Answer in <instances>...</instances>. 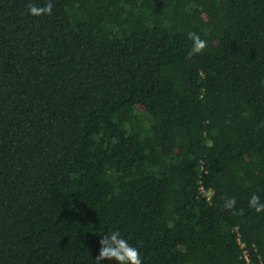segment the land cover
<instances>
[{"label": "trees", "instance_id": "1", "mask_svg": "<svg viewBox=\"0 0 264 264\" xmlns=\"http://www.w3.org/2000/svg\"><path fill=\"white\" fill-rule=\"evenodd\" d=\"M48 2L0 0V264H97L114 230L264 264V0Z\"/></svg>", "mask_w": 264, "mask_h": 264}, {"label": "clouds", "instance_id": "2", "mask_svg": "<svg viewBox=\"0 0 264 264\" xmlns=\"http://www.w3.org/2000/svg\"><path fill=\"white\" fill-rule=\"evenodd\" d=\"M52 9L53 5L51 0L42 7L34 4L28 5V11L33 16H50L52 14ZM188 38L193 41L192 52L194 54L202 53L207 47V41L201 39L200 36L195 33H189ZM224 207L229 210L235 209V198L226 199ZM249 207L254 209L257 213L264 212V203L261 202L258 195L253 194L251 196ZM100 245L99 254L96 256L97 264H102L103 261L115 262V264H143L140 251L136 247L131 246L128 241L121 236L119 230H114L102 236Z\"/></svg>", "mask_w": 264, "mask_h": 264}]
</instances>
